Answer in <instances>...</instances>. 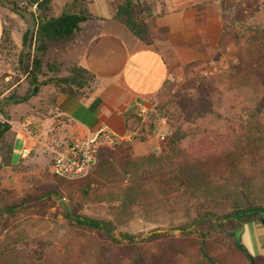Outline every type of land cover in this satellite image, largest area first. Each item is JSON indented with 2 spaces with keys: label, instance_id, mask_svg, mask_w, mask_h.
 I'll list each match as a JSON object with an SVG mask.
<instances>
[{
  "label": "rangeland",
  "instance_id": "obj_1",
  "mask_svg": "<svg viewBox=\"0 0 264 264\" xmlns=\"http://www.w3.org/2000/svg\"><path fill=\"white\" fill-rule=\"evenodd\" d=\"M73 1L51 0L48 12L59 16ZM87 6L74 9L88 12ZM0 12L10 35L0 44V119L31 134L23 158L16 154L10 164L4 162L3 153L9 151L16 130L7 134L0 149V189H9L11 198L22 199L60 187V193L52 197L44 194L38 206L0 216V264H96L106 241L71 223L64 214L65 206L114 221L118 238L121 232L135 234L139 240L157 232L167 233L144 243L155 264H211L201 251L199 237L180 234L178 228L197 215L199 198L184 190L173 193V178L158 169L176 159L177 146L172 141L181 139L187 155L204 166L213 164V170L227 177L219 179L221 183L233 182L235 190V180L249 176L252 182L244 187L247 194L264 201V0H239L233 13L227 15L223 34L205 55L184 61L164 50L171 62V75L162 98L156 94L148 111L138 114L129 139L102 144L125 151L114 157L106 173L98 165V153V161L87 173L64 178L53 173L51 167L82 138L73 133L68 118L57 115L56 87L44 85L37 96L25 102L7 100L24 96L31 89L23 73L31 49L24 46L23 38L40 11L31 0H0ZM87 39L77 35L51 44L44 56L42 78L69 75L73 67L82 65L78 59ZM33 44L34 52L36 39ZM200 81L206 82L214 108L204 116H196ZM161 99L167 104L164 110L157 108ZM25 145L19 135L17 150ZM127 146L132 147V154ZM227 154L236 161L226 162ZM103 174L106 180L99 192L96 183L102 181ZM126 188H132V196L124 202ZM213 195L218 202L212 201L210 208L220 214L231 210L229 200L223 201L218 193H207L208 198ZM242 228V242L253 255L264 259L263 222L255 218ZM232 229L230 225L221 226L208 237L207 250L219 264H238L242 259L235 250ZM120 264H125L123 258Z\"/></svg>",
  "mask_w": 264,
  "mask_h": 264
},
{
  "label": "trees",
  "instance_id": "obj_2",
  "mask_svg": "<svg viewBox=\"0 0 264 264\" xmlns=\"http://www.w3.org/2000/svg\"><path fill=\"white\" fill-rule=\"evenodd\" d=\"M31 3L37 6L40 11L39 17L32 20V26L26 31L23 38L24 46L31 49L28 53L27 64L24 66L23 72L30 81L31 89L24 96L9 97L7 100H12L16 103L28 101L32 97L37 96L41 92V88L47 84H52L57 89L54 96L55 106L56 98L61 93L80 97L91 92L95 86L96 77L92 71L83 65H76L73 67L69 75L50 76L47 79L42 78V75L45 74L44 56L51 44L61 43L77 35L89 38L98 30V22L94 16L84 9L80 12L74 9L79 5L85 6V4L89 3V0H74L59 16L52 15L48 12L51 0H31ZM151 15L149 6L145 5L142 0H125L120 6L116 17L124 20L135 35L147 44H150L152 43V39L148 19ZM5 38H10L6 23L1 43ZM35 39L36 47L33 52L32 47ZM51 70H55V67H52V65ZM166 83L157 93L159 98H162L164 94ZM198 85L200 95L196 116H204L208 112H212L214 108L211 99L208 98L209 94L207 92L206 82L200 81ZM157 108L159 110L167 108L165 100L161 99V103L157 104ZM137 117H139V115H137ZM170 122L172 123L173 121L170 120ZM11 131V124L0 119V149L4 148L6 136ZM13 143L14 139L10 145L9 151L3 153V160L7 164L13 163ZM172 143L177 146L174 148L176 159H173L170 164L160 165V169L158 170H163L164 174L170 175V177L173 178V193L177 192L179 194L184 190V192H187L191 196L199 198V204L201 205L197 215L190 222L178 227L181 230L180 234H195L198 236L201 241L200 248L204 256L211 264H219L216 258L207 250L206 244L211 231L221 226L230 225L233 228L232 238L234 239L235 250L242 254V259L238 264H264V259L253 255L248 247L243 242L239 243L235 237V230L242 228L246 222L252 219L258 218L264 224V201L257 200L258 197H249L244 188L252 182L249 176L245 175L237 178L235 182L238 188L233 190V182L228 183L229 181H226L225 183H221V181H219V179L227 177L219 175L216 169L213 170V164L204 166L201 164L202 162H199L195 157L187 155V150L184 146H181V144L184 143L181 139L179 141L173 139ZM125 148H129V153L132 154L133 149L131 146ZM122 151H125L122 147L118 148L108 145L100 146L98 165L102 172L105 171L106 173L109 170L108 164H110L114 157ZM228 156L229 154L226 155V162L233 163L236 161V159H231ZM178 179L180 181H178ZM105 180L106 175L103 174L102 181L96 183V189L99 192L104 186L103 182ZM227 180H229V178ZM169 182L170 181H165L166 184ZM177 182L181 185H177ZM89 186L92 188V184ZM130 189L126 188L124 191L125 196L122 198L124 202L130 200L132 196L130 195ZM57 192L60 193V187H51L49 190L47 189L44 194L52 197V195ZM208 192L211 194H221L223 196V201L229 200L231 202V210L220 214L210 208L209 206L212 205V201L218 202V199L216 195H213V198H208ZM44 194L37 197L14 199L11 198V191L9 189H0V216L17 214L38 206L42 204L41 198L44 197ZM203 196L206 198H203ZM206 202H209L210 205H207ZM64 214L75 226L83 227L88 231L94 232L106 241L101 245L100 258L96 264H120L122 258L125 264H155L149 259L147 252L144 250V243L168 235L165 232H157L139 240L135 234L121 232L122 237L118 238L116 236L117 226L112 220L99 219L82 214L80 209L76 206L71 208L65 206ZM123 251L125 252L124 257ZM164 253L167 255L168 250L166 249ZM169 257L170 254L166 257L168 261L171 260ZM163 259H165V257ZM163 263L165 262L163 261Z\"/></svg>",
  "mask_w": 264,
  "mask_h": 264
},
{
  "label": "crops",
  "instance_id": "obj_3",
  "mask_svg": "<svg viewBox=\"0 0 264 264\" xmlns=\"http://www.w3.org/2000/svg\"><path fill=\"white\" fill-rule=\"evenodd\" d=\"M124 1L89 0L87 9L97 19L98 30L88 38L78 60L95 74V86L80 97L61 93L56 98L57 115L68 118L73 133L81 138L106 129L129 139L140 106L150 107L171 75L164 50L184 61L209 53L226 29L227 15L239 4V0H142L152 14L148 19L152 43L147 44L116 17ZM4 28L0 12V43ZM12 131L13 157L18 154L22 159L31 134L24 128L12 127ZM19 135L26 141L21 151L16 148Z\"/></svg>",
  "mask_w": 264,
  "mask_h": 264
},
{
  "label": "built area",
  "instance_id": "obj_4",
  "mask_svg": "<svg viewBox=\"0 0 264 264\" xmlns=\"http://www.w3.org/2000/svg\"><path fill=\"white\" fill-rule=\"evenodd\" d=\"M140 113H146L148 107L142 104ZM117 135L103 129L94 136L77 139L63 157L58 158L52 165L53 173L62 177H73L87 173L98 161L100 145L121 142Z\"/></svg>",
  "mask_w": 264,
  "mask_h": 264
},
{
  "label": "water",
  "instance_id": "obj_5",
  "mask_svg": "<svg viewBox=\"0 0 264 264\" xmlns=\"http://www.w3.org/2000/svg\"><path fill=\"white\" fill-rule=\"evenodd\" d=\"M242 231H243V228H239L235 230V237L239 243H242Z\"/></svg>",
  "mask_w": 264,
  "mask_h": 264
}]
</instances>
